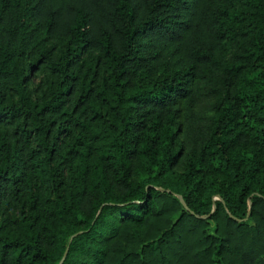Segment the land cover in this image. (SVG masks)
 <instances>
[{
	"label": "trees",
	"instance_id": "obj_1",
	"mask_svg": "<svg viewBox=\"0 0 264 264\" xmlns=\"http://www.w3.org/2000/svg\"><path fill=\"white\" fill-rule=\"evenodd\" d=\"M64 251L264 264V0H0V264Z\"/></svg>",
	"mask_w": 264,
	"mask_h": 264
},
{
	"label": "rangeland",
	"instance_id": "obj_2",
	"mask_svg": "<svg viewBox=\"0 0 264 264\" xmlns=\"http://www.w3.org/2000/svg\"><path fill=\"white\" fill-rule=\"evenodd\" d=\"M40 75L41 74L39 73V71L32 72V74L29 76V87H32L36 83Z\"/></svg>",
	"mask_w": 264,
	"mask_h": 264
},
{
	"label": "water",
	"instance_id": "obj_3",
	"mask_svg": "<svg viewBox=\"0 0 264 264\" xmlns=\"http://www.w3.org/2000/svg\"><path fill=\"white\" fill-rule=\"evenodd\" d=\"M178 198H179V200H180V202L183 204V202H182V200H181V198L178 196ZM184 205V204H183ZM76 234V233H75ZM74 235V234H73ZM73 235H71L69 238H71ZM64 255H65V251L63 252V254H62V256H61V258H60V260H59V262H58V264H60L61 263V261L63 260V257H64Z\"/></svg>",
	"mask_w": 264,
	"mask_h": 264
}]
</instances>
